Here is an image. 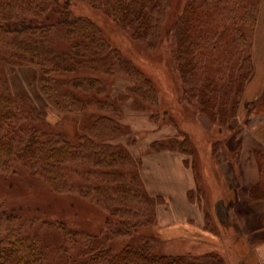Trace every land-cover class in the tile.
Segmentation results:
<instances>
[{
    "label": "trees",
    "instance_id": "obj_1",
    "mask_svg": "<svg viewBox=\"0 0 264 264\" xmlns=\"http://www.w3.org/2000/svg\"><path fill=\"white\" fill-rule=\"evenodd\" d=\"M76 1L107 16L133 42L154 49L166 41L171 67L181 81V101L206 114L211 123L227 127L254 72L251 38L262 0H185L181 14L165 29L169 0H0V174L24 168L53 192L76 193L103 209L107 217L102 231L84 241L74 264H226L215 250L156 253V211L165 199L147 192L138 162L123 146L111 143L122 112L96 74L128 80L129 94L144 108L157 103V93L93 20L73 12ZM7 63L37 69L39 93L60 115L96 109L88 131L71 140L46 125V113L32 110L12 92L2 73ZM224 143H218L223 146L220 153L228 155ZM150 149L190 153L192 145L182 135L155 141ZM253 156L258 181L249 195L264 200V148L254 150ZM199 194L190 190L188 198L193 202ZM204 207L210 228L209 209ZM49 226L61 233L65 250L78 242V234L65 224ZM142 228H153L152 235L111 251V241ZM39 244L24 231L16 210L0 203V264H43Z\"/></svg>",
    "mask_w": 264,
    "mask_h": 264
},
{
    "label": "rangeland",
    "instance_id": "obj_2",
    "mask_svg": "<svg viewBox=\"0 0 264 264\" xmlns=\"http://www.w3.org/2000/svg\"><path fill=\"white\" fill-rule=\"evenodd\" d=\"M184 2L185 0H169L170 6L166 14L164 29L181 14ZM72 10L76 15L86 16L93 20L101 28L111 46L119 49L124 56L132 60L136 67L150 79L156 90L157 103L144 108L138 105L137 99L129 94L130 82L128 80L122 77L96 74L106 85L108 97L119 103L118 107L122 112L118 119L120 129L112 137L111 143L123 146L138 162L139 174L144 187L146 188L147 179L142 175L143 160L140 155L166 153L188 157L184 163L187 162L191 171L194 172L195 188L193 191H199V196L204 201L203 204H211L214 196L226 195L225 186L221 182L215 184L218 179V170L214 158L210 159L209 156L205 159L204 155H214L213 147L219 150L218 155H222L220 150L223 146L218 143H226L234 130H237L230 128L229 123L232 119L229 120L227 127L217 126L210 122L206 114L181 101L182 85L180 78L171 67L170 48L166 41L154 49L147 48L139 42L131 41L107 16L90 8L86 3L76 1ZM59 39L60 37L57 36V40ZM251 39L253 41L254 36ZM2 73L15 95L23 97L32 110L46 113L44 123L55 131L62 132L71 140L86 133L92 122V119H89L90 115L98 113L96 109L89 108L85 115L80 113L60 115L40 95L37 87L38 71L33 67L7 63L2 64ZM122 95H125L126 99L121 102L119 99ZM182 135H186L191 142L192 151L190 153L153 152L150 149V144L155 141L172 137L181 138ZM191 163H193L192 166ZM205 169H209L210 172L204 173ZM155 196H162L165 199L164 195L155 194ZM199 196L197 197L198 203H200ZM0 203L5 208H14L21 218L24 231L39 239V246L44 257L43 264H74L77 261L75 259L77 250L83 248V243L87 238L100 234L107 217L103 209L94 203L81 198L76 193H55L43 180L21 167L6 176L0 174ZM165 203L166 199L162 205ZM158 210L162 211L163 208ZM157 211L154 226V233L157 236L155 244L157 254L198 255L215 250L208 248L205 244L200 246L195 242L185 241L179 236L176 238L167 236L168 233L163 228H158L162 217L157 223ZM208 214L210 227L213 228L215 227L213 218L210 213ZM204 220L205 227L208 229L205 216ZM58 222L65 224L78 234V242L72 248L65 250L61 233L49 226ZM152 231L153 228L152 230L139 229L131 235L111 241L108 246L113 253H117L123 246L136 244L141 237L152 235ZM195 235L200 236L201 234L195 232ZM225 257L226 264H229L226 260L228 257Z\"/></svg>",
    "mask_w": 264,
    "mask_h": 264
},
{
    "label": "crops",
    "instance_id": "obj_3",
    "mask_svg": "<svg viewBox=\"0 0 264 264\" xmlns=\"http://www.w3.org/2000/svg\"><path fill=\"white\" fill-rule=\"evenodd\" d=\"M253 36L254 72L244 88L237 116L229 123L237 129L224 146L229 154L204 155L205 159L214 158L218 170L215 184L221 182L227 193L206 204L215 227H205L202 198L199 196L200 203L197 198L193 202L188 199V192L195 188V176L184 164L186 155H140L148 193L166 199L162 211L157 207V223L161 217L163 222L158 228L171 238L179 236L215 249L228 257L229 264H264V200L249 195L258 181L253 151L264 148V0Z\"/></svg>",
    "mask_w": 264,
    "mask_h": 264
}]
</instances>
